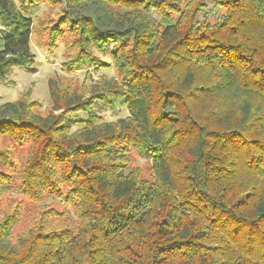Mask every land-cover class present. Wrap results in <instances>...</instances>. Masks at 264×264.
Returning <instances> with one entry per match:
<instances>
[{"label":"trees","instance_id":"obj_1","mask_svg":"<svg viewBox=\"0 0 264 264\" xmlns=\"http://www.w3.org/2000/svg\"><path fill=\"white\" fill-rule=\"evenodd\" d=\"M26 2L49 7L47 50L65 41L67 71L105 67L95 52L112 45L117 77L51 75L46 111L30 93L0 105V264H264V0ZM20 6L0 0V82L35 62ZM116 102L125 118L93 110ZM48 198L65 207L15 233L23 199Z\"/></svg>","mask_w":264,"mask_h":264},{"label":"rangeland","instance_id":"obj_2","mask_svg":"<svg viewBox=\"0 0 264 264\" xmlns=\"http://www.w3.org/2000/svg\"><path fill=\"white\" fill-rule=\"evenodd\" d=\"M20 6V0H14ZM20 8L35 20V28L31 42L32 52L35 56V62L33 66H29L28 69L22 67H16L11 75L8 76L7 82H0V105L4 103L15 102L21 99V97L30 93L32 100L38 101L41 105V110L46 111L51 104L48 80L51 75H55L60 79L68 82L72 88H81L83 82L86 81L88 87H93L99 82L109 83L117 76L114 69V62L111 57L112 45H109L107 50L102 52H95V54L103 60L106 64L105 67L95 69L89 68L79 71H67L64 68L63 63L67 60L65 55V41L60 42L58 47L53 52L47 50L48 35L43 31L41 24L46 23L48 19L49 7L41 3L38 6H34L30 2L21 4ZM205 16L210 21L221 19L225 15V10H221L215 7L213 4H209L205 10ZM50 16L54 22H57L58 16L55 13L50 12ZM65 27L63 30L65 32ZM67 34V33H66ZM46 42V43H45ZM3 49L2 42L0 43V51ZM32 69H35L34 72ZM82 90V89H81ZM94 112L103 117L106 122L116 121L118 119L125 118L127 109L120 102L110 105L106 103H98L94 108ZM89 118L87 114L80 113L78 115H72L70 120L74 122L75 118ZM72 129H77L75 124L72 125ZM22 150L16 149V157L21 159L23 157ZM131 168L138 167L143 171L145 178L151 179V167L152 160L141 157L137 153L132 154ZM7 208L12 204L17 203L21 196L14 192L9 198L6 197ZM5 201V198H4ZM3 206V207H2ZM5 204L0 200V217ZM46 206L54 207L61 210L64 204L61 201L48 198L45 203L37 204L27 199H23L22 206V221L16 226L15 233H22L28 227L33 225L37 216L41 214Z\"/></svg>","mask_w":264,"mask_h":264},{"label":"built area","instance_id":"obj_3","mask_svg":"<svg viewBox=\"0 0 264 264\" xmlns=\"http://www.w3.org/2000/svg\"><path fill=\"white\" fill-rule=\"evenodd\" d=\"M4 30V27L0 26V31Z\"/></svg>","mask_w":264,"mask_h":264}]
</instances>
